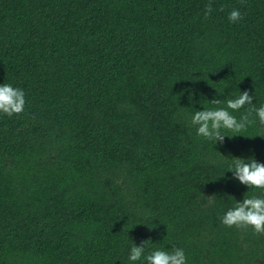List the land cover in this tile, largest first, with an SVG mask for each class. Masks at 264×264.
I'll list each match as a JSON object with an SVG mask.
<instances>
[{
    "label": "trees",
    "instance_id": "trees-1",
    "mask_svg": "<svg viewBox=\"0 0 264 264\" xmlns=\"http://www.w3.org/2000/svg\"><path fill=\"white\" fill-rule=\"evenodd\" d=\"M5 83L26 103L0 113V264H134L145 240L264 264V235L220 221L264 194L228 166L264 163V125L214 144L189 123L240 91L264 104V0H0Z\"/></svg>",
    "mask_w": 264,
    "mask_h": 264
},
{
    "label": "clouds",
    "instance_id": "clouds-1",
    "mask_svg": "<svg viewBox=\"0 0 264 264\" xmlns=\"http://www.w3.org/2000/svg\"><path fill=\"white\" fill-rule=\"evenodd\" d=\"M212 12V5L205 6V18ZM241 13L234 9L229 13L228 19L236 22L241 19ZM214 105L223 103L225 107L204 108L195 110L190 114L189 123L195 127L196 135L216 143H223L225 134L222 130L240 133L253 123L250 116L254 114L261 125H264V104L258 108L253 105V97L247 90L240 91L239 95L210 101ZM26 100L22 89L14 88L10 84H0V113L11 117L24 110ZM245 105H253L248 113L237 119L232 113L239 111ZM231 110V111H230ZM236 136V135H234ZM229 169L232 176L241 185L247 188L264 190V163L258 162L254 157H231ZM234 204L224 211L220 217L221 223L226 227L238 229L251 228L254 233L264 235V194L245 196L240 201L234 198ZM147 240L136 245L131 242L128 259L140 264H187V258L182 248L145 250Z\"/></svg>",
    "mask_w": 264,
    "mask_h": 264
}]
</instances>
